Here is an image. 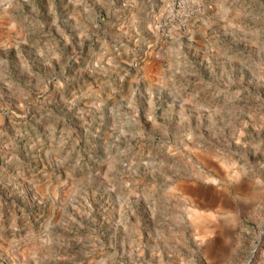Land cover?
<instances>
[{
    "label": "rangeland",
    "instance_id": "obj_1",
    "mask_svg": "<svg viewBox=\"0 0 264 264\" xmlns=\"http://www.w3.org/2000/svg\"><path fill=\"white\" fill-rule=\"evenodd\" d=\"M149 2L0 0V264H264V0Z\"/></svg>",
    "mask_w": 264,
    "mask_h": 264
},
{
    "label": "crops",
    "instance_id": "obj_2",
    "mask_svg": "<svg viewBox=\"0 0 264 264\" xmlns=\"http://www.w3.org/2000/svg\"><path fill=\"white\" fill-rule=\"evenodd\" d=\"M146 1H151V2H149L148 3V6L151 8V9H155V8H157L160 4H161V2L162 1H164V0H146ZM147 5H146V7H148Z\"/></svg>",
    "mask_w": 264,
    "mask_h": 264
},
{
    "label": "water",
    "instance_id": "obj_3",
    "mask_svg": "<svg viewBox=\"0 0 264 264\" xmlns=\"http://www.w3.org/2000/svg\"><path fill=\"white\" fill-rule=\"evenodd\" d=\"M263 225H264V222H263ZM261 234H262V231L260 232V236H261ZM248 261H249V259H246L243 264H248Z\"/></svg>",
    "mask_w": 264,
    "mask_h": 264
}]
</instances>
